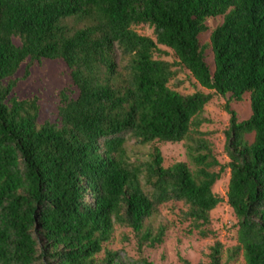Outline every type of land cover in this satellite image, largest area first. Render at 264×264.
Listing matches in <instances>:
<instances>
[{
    "label": "trees",
    "instance_id": "16d2710c",
    "mask_svg": "<svg viewBox=\"0 0 264 264\" xmlns=\"http://www.w3.org/2000/svg\"><path fill=\"white\" fill-rule=\"evenodd\" d=\"M217 17L211 72L199 37ZM160 46L178 63L156 58ZM44 60L63 61L77 90L59 93L58 124L39 125V99L13 94L20 67L26 79ZM174 65L222 97L249 94L248 119L225 106L227 165L203 141L189 153L194 171L164 167L157 147L146 161L128 155L129 140L180 143L200 125L211 95L172 90ZM227 168L239 242L227 261L242 252L245 264H264V0H0V264H130L109 251L97 258L115 224L155 248L166 231L155 219L171 201L207 236L222 201L212 188ZM210 250L209 264H222V245Z\"/></svg>",
    "mask_w": 264,
    "mask_h": 264
},
{
    "label": "rangeland",
    "instance_id": "374dc122",
    "mask_svg": "<svg viewBox=\"0 0 264 264\" xmlns=\"http://www.w3.org/2000/svg\"><path fill=\"white\" fill-rule=\"evenodd\" d=\"M222 17L209 19L205 25L207 32L200 35L201 45H207L205 51V62L213 72V56L209 45L210 32L219 26ZM138 34L154 38V31L148 26H138L135 28ZM18 45V41L14 40ZM162 54L156 58L169 63H178V60L169 49L160 46ZM172 71L175 76L170 81V88L181 95H192L200 92L210 94L211 100L204 106L201 115L198 117L200 125L192 127L188 138L180 143H159L150 145H135L134 140L127 142L126 148L132 160L146 161L154 147L160 149L163 156L164 167H170L176 163L183 162L194 171L196 168L189 153L197 150L198 145L203 141L208 145L212 155L220 165H227L229 158L225 151V132L229 126V114L225 110L229 108L236 113L238 121L249 118L250 101L249 94H245L241 101H235L229 95L222 97L212 91L202 88L183 67L174 65ZM24 64L16 73L15 78L20 79L13 94L19 99L31 98L39 99V115L37 123L58 124L59 118L57 108L59 105V93L67 90L66 93L75 98L77 90L72 87L69 70L61 60H44L41 63L34 62L29 71V77L22 79ZM252 142L253 135L246 136ZM192 150V151H190ZM203 153V151H202ZM218 167H213L210 171L217 172ZM230 171L225 169L220 179L215 183L212 192L222 199L221 203L209 214V224L205 229L207 236H202L199 230L195 229L190 221L184 220L182 212L185 206L177 202H168L159 209V215L155 223L165 226V237L163 243L155 248L148 246L139 247L136 234L129 228L115 224L111 238L103 244V250L97 255L102 259L107 251L117 253L118 259L124 263H134L141 260L152 262L153 264H183L182 260L190 264H209V254L211 247L219 242L222 245V264H245L242 252L232 261H227L228 251L235 249L238 242L237 219L232 208L227 204L226 193L228 190ZM182 259V260H180Z\"/></svg>",
    "mask_w": 264,
    "mask_h": 264
}]
</instances>
